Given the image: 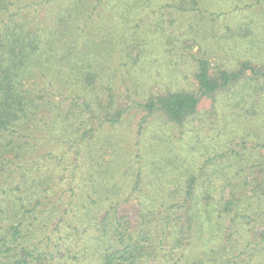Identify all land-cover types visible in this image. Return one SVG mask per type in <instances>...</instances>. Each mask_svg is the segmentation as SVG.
<instances>
[{
	"label": "trees",
	"instance_id": "16d2710c",
	"mask_svg": "<svg viewBox=\"0 0 264 264\" xmlns=\"http://www.w3.org/2000/svg\"><path fill=\"white\" fill-rule=\"evenodd\" d=\"M101 2L93 1L92 9ZM197 2L174 0L170 7L197 12ZM260 2L252 0L246 11ZM39 4L0 0V264H264V157L233 149L235 131L220 149L193 160L188 172L157 186L151 198L141 188L146 177L147 185L153 183L155 154L168 147L159 128V135L145 137L151 117L184 127L197 116L233 112L243 122L262 124L256 145L264 146V63L249 51L257 35L254 17L242 16L238 26L236 44L248 40L245 57L211 61L191 43L180 48L191 81L137 98L131 83L117 89L127 68L124 48L117 56L110 47L84 55L78 38L67 46L65 63L49 73L58 65L51 54L56 42L48 38L67 23L61 29L54 15L44 31L37 19L30 23L23 12L35 17ZM65 7L63 20L71 21L73 0ZM145 50L132 54L135 64L150 63L140 60ZM36 74L40 78L31 82ZM203 100L209 105L200 110ZM129 109L144 115L136 136H119L116 126ZM247 139L239 136L241 148ZM39 145L44 149L35 152ZM212 163L222 167L216 179L209 178ZM50 177H57V186ZM56 190L69 193L45 207ZM133 197L130 212L132 206L123 205Z\"/></svg>",
	"mask_w": 264,
	"mask_h": 264
},
{
	"label": "rangeland",
	"instance_id": "374dc122",
	"mask_svg": "<svg viewBox=\"0 0 264 264\" xmlns=\"http://www.w3.org/2000/svg\"><path fill=\"white\" fill-rule=\"evenodd\" d=\"M38 1L40 4L37 6L35 17L32 16L30 10L23 12L30 23L33 22L31 19H37L42 31L52 23V20H55L54 16L56 19L61 18L58 26L61 29L62 22L67 23L65 30L59 31L56 37L49 36L48 38L50 43L56 42L51 54L55 55V63L58 65H51L49 73H53L65 63L66 48L75 39L79 38L81 41V44L77 46V51L84 55L98 52L101 50L100 47L103 49L110 47L107 51L111 50V53L115 52L117 56L121 48H124L128 52L122 60L127 64V68L123 72L125 79L122 82L116 80L120 84L117 89L122 91L124 90L123 83H131L135 88L130 95L137 98L147 93L163 92L170 87L175 88L180 81H191L190 70L188 71L185 65V58L181 54L183 51L180 49L188 48L191 43L194 44L193 52L198 51L200 46L211 61L228 62L239 56L245 57V43L248 40L236 44V35L240 34L238 26L243 25L241 17L244 15L253 16L256 22L255 45L249 48V51L253 50L257 61L264 63V0L257 3L250 11L246 10L252 0H239V7L233 0H197L199 11H186L183 14L170 7V3L174 0H102L96 10L92 9L95 0H73L75 9H70L71 21L63 20L65 6L69 0H55L52 6L44 3V0ZM192 35H195L194 40H192ZM248 39H252V36ZM162 45H168L166 48L169 50L164 51ZM141 48H146V50L140 60L150 63L135 64V57L132 54ZM44 54L45 58H48L46 56L48 50H45ZM50 77L51 74H47V77L42 80ZM38 78L40 75L36 74L29 80L36 82ZM208 105L209 101L203 100L200 110L206 109ZM115 106L118 105L115 103ZM221 112L223 114L220 113L218 118L205 114L201 115L199 121L200 116H197L191 122L194 124L187 123L184 127L178 125L167 127L164 118L151 117L148 119L147 129L144 132L145 137L150 138V133L159 135L160 132H157L159 128L164 144L168 143L167 148L162 147L165 149L164 154L156 153L151 164L152 169L149 171H151L153 183L147 185L146 177L145 184L143 182L141 185L142 189L150 193V196H146L148 199L151 198L152 191H155L157 186H168L167 181L172 183L176 173L188 172L190 168H193L192 161L203 158L206 149H220L228 139L233 138L234 131L239 136L245 134L248 139L241 148L238 143L239 136H236L230 144L233 149L263 160L264 146L256 145L257 139L262 138L263 140L262 124L243 122L241 115L232 116L233 112L225 113L223 110ZM143 115L144 112L140 110L129 109L121 123L116 126L117 134L119 136L129 134L128 137L136 136L135 129ZM26 139L31 144L35 142L32 137H26ZM44 147V145H39L35 152ZM51 148L53 147L47 146L46 151ZM57 154L56 150L55 153H49L52 158H55ZM106 159L108 156L105 155L104 161ZM54 162L60 163L59 160ZM208 167L212 168L209 178L216 179L222 167L214 166L213 163ZM221 172L223 173L222 170ZM48 182L53 187L57 186V177L48 178ZM67 183L68 180L60 183L63 190L67 188ZM68 193L56 190L45 200V207L52 206L58 196L63 198ZM136 200V197H133L123 206L125 208L132 206L130 211L132 212L136 206ZM57 205H60V202ZM130 215L133 214L130 213Z\"/></svg>",
	"mask_w": 264,
	"mask_h": 264
}]
</instances>
